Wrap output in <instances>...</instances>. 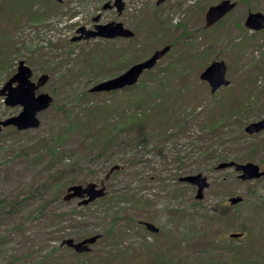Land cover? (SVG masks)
Returning <instances> with one entry per match:
<instances>
[{"label": "rangeland", "instance_id": "1", "mask_svg": "<svg viewBox=\"0 0 264 264\" xmlns=\"http://www.w3.org/2000/svg\"><path fill=\"white\" fill-rule=\"evenodd\" d=\"M158 1L123 0L119 13L104 10L115 0H0V91L24 60L35 82L50 76L38 92L54 98L52 107L39 114L38 128L18 131L4 123L18 117L22 107H10L0 96V200L5 201L0 204V264H264V181L244 182L233 169H217L225 161L246 163L250 155L264 170V133L244 132L264 118V30L245 27L249 13L264 15V0H232L236 9L209 29L206 11L222 0ZM110 22L123 23L135 37L73 41L81 37V28L94 30L97 23ZM165 45L172 50L159 70L176 59H197L190 67L173 65L175 70L192 68L184 75L192 93L176 109L186 128L170 126L167 139L141 144L133 132L123 148L114 147L105 157H93L97 151L87 156L88 141L70 131V123L85 117L92 126L101 125L113 106L125 109L132 94L89 89ZM197 51L202 58L194 57ZM214 60L226 63L232 85L210 97L199 76ZM149 81L146 74L140 83ZM179 84L173 83L175 96ZM214 100L217 105L231 100L234 107L246 103V110L236 111L240 114L216 134L205 127L202 113ZM54 153L58 164L52 163ZM127 161L123 172L106 182L105 199L86 207L77 200L52 201V192H62V200L68 186L100 184L113 164ZM199 173L210 182L202 200L196 199L195 186L179 182ZM237 196L243 202L232 205L229 199ZM15 200L25 202L12 206ZM141 222L160 231L151 233ZM232 232L245 235L230 239ZM94 235L101 238L90 253L61 246L65 239Z\"/></svg>", "mask_w": 264, "mask_h": 264}, {"label": "water", "instance_id": "2", "mask_svg": "<svg viewBox=\"0 0 264 264\" xmlns=\"http://www.w3.org/2000/svg\"><path fill=\"white\" fill-rule=\"evenodd\" d=\"M57 2H63V0H55ZM165 0H160L158 4ZM116 5L121 11L123 4L121 0L116 1ZM236 3H232L230 0H224L221 3L212 6L206 13V27H211L220 19H222L227 13L234 9ZM108 5L105 7L107 8ZM246 26L250 29L261 30L264 28V15L261 13H251L246 20ZM97 32H88L86 39L91 37H104V38H116L126 37L131 38L134 33L130 30L123 28L121 23H110L108 25H99L96 27ZM77 38L76 40H80ZM170 51V46H166L156 51L150 58L143 62L133 65L129 70L120 76L104 81L91 89V92H110L123 89L135 85L142 74L151 70L155 67L159 60H161ZM227 65L225 62L215 61L209 67H207L201 74V79L209 83L212 93H216L220 88L229 86L230 82L226 79ZM33 76L32 69L26 65L25 61H21L18 66L17 73L6 83L4 88L0 91V95L6 96V104L9 106H22L23 111L18 117L12 118L4 123V125H14L19 130L38 128L40 120L38 114L47 110L52 102L53 98L49 94L36 95V91L43 87L49 80L48 75H43L39 78L38 82L35 83L31 80ZM17 84L16 87H13ZM264 130V119L251 123L246 127L245 131L249 135L258 134ZM235 168L237 172H242L240 178L243 181L253 180L264 176V172H260V167L253 163L240 164L236 162L222 163L218 166L219 169ZM181 182H187L198 187L197 199H203L204 190L209 187V183L202 174L187 176L180 179ZM89 196V199L84 200L80 203L87 205L96 199L105 195V187L97 189L96 184H89L86 187L76 185L69 187L67 195L65 196L66 201H70L74 198H84ZM242 201V198H231L230 202L235 205ZM147 228L152 232H158V229L150 224L146 223ZM242 234H231V238H239ZM98 239V236L86 239L82 242L75 243L73 239L64 241L63 245H67L73 248L78 253L89 252V245L94 244Z\"/></svg>", "mask_w": 264, "mask_h": 264}, {"label": "trees", "instance_id": "3", "mask_svg": "<svg viewBox=\"0 0 264 264\" xmlns=\"http://www.w3.org/2000/svg\"><path fill=\"white\" fill-rule=\"evenodd\" d=\"M191 44L193 46V41H191ZM193 61H197V59H176L170 64L172 66L165 71L159 70L158 68L149 71L147 75L151 81L139 83L134 87L124 90L132 92L130 95L131 98L128 101H124V103L132 107L125 105V109H123V105L121 107L119 105L113 106L111 114L103 119L101 125L92 126L90 121L86 120L85 117L82 120L71 122L69 125L70 131H79V134L84 136L88 141L89 146L86 147L84 153L88 152L87 156H89L91 153L94 154L97 151V154L93 157H105L106 153L114 147L123 148L127 145L126 136L131 137L133 132L134 134L136 133V138L133 140L141 144L142 142L147 143V141H153L155 138L167 139L170 126H175L178 130H184L187 125L186 119H184V116L181 118L176 109L180 106L178 103L183 99H188L187 97L192 93L190 91L191 86L186 83L187 79H184V75L191 71L192 68L189 71L183 68L175 70L173 69V65L177 66L179 63H183L187 67H190ZM177 80L180 81V84L177 95L175 96V86L173 83ZM215 102L217 100L210 101V106L202 112L206 114L207 126L205 127L212 134H216L221 129L227 127V124L233 120V117L240 114L236 111L246 110V108L243 109L246 106L245 102H239L237 107L233 106L231 100L227 102L220 101V105H217ZM133 107L135 108V112ZM218 109L220 110L219 116L217 118L211 117L212 113ZM233 109L234 111L232 112ZM123 136H125L124 139ZM66 153L67 156L71 151ZM52 156V163L58 164L59 162L56 160L58 155L54 153ZM247 160L251 161L252 157L248 155ZM128 162H125L115 174L122 173ZM115 165L113 164L109 170ZM57 184L59 187L62 186L60 182H57ZM61 194L62 192L59 191L52 192V201H61L63 203L60 199ZM23 202L25 201L15 200L12 202V206L20 205ZM2 203L4 204L5 201L0 200V204ZM3 209L4 207L0 205V211L3 212ZM206 253L211 254L212 252L209 248H206Z\"/></svg>", "mask_w": 264, "mask_h": 264}, {"label": "flooded vegetation", "instance_id": "4", "mask_svg": "<svg viewBox=\"0 0 264 264\" xmlns=\"http://www.w3.org/2000/svg\"><path fill=\"white\" fill-rule=\"evenodd\" d=\"M110 5L112 6V7H110V10L116 9V3L115 2L114 3L113 2H110ZM124 9H125V5H124ZM81 31H82V33H86L87 30L85 28H81ZM87 32H89V31H87ZM122 39H124V38H122V37L117 38V40H122Z\"/></svg>", "mask_w": 264, "mask_h": 264}]
</instances>
